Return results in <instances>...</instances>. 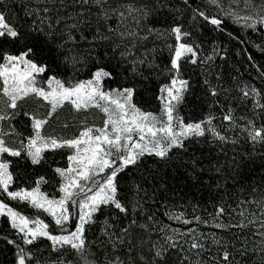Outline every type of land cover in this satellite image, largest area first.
Segmentation results:
<instances>
[{
	"label": "snow or ice",
	"instance_id": "obj_1",
	"mask_svg": "<svg viewBox=\"0 0 264 264\" xmlns=\"http://www.w3.org/2000/svg\"><path fill=\"white\" fill-rule=\"evenodd\" d=\"M181 3L183 7L173 0H0V218L7 225L0 226V240L12 247L11 264H264V176L245 187L251 178L244 154L235 148L223 160L190 152L200 143L235 146L239 138L229 135L235 131L244 133L253 150L264 148V123L257 126L254 119L241 117L246 122L239 124L230 107L222 116L229 122L223 130L213 123L217 117L211 111L199 120L185 121L179 114L192 91L184 78L186 65L199 62L205 66L203 83L213 104L219 103V95L226 100L257 97L255 107L264 121V88L241 86L236 77L226 87L221 73L214 71L216 56H226V50L214 45L211 54L202 55L196 31L200 20L219 32L232 20L264 39V0H206L191 9L188 25L179 17L191 6L189 0ZM165 10L172 15L168 27H153ZM152 35L173 41L166 45L170 62L162 71L169 83L159 88L158 112L134 102V84L120 83L125 72L137 75L139 65L159 67L152 53L138 58L134 51L138 41ZM81 72L88 78L79 79ZM259 78L264 81V71ZM234 88L239 89L237 97L229 95ZM29 103L35 108L29 110ZM65 110L73 120L96 110L102 123L88 125L85 116L75 134L61 135L54 122ZM69 127L67 121L60 125L62 131ZM58 150L69 153L67 166L51 169L50 175L41 172L48 153ZM173 166L175 172L184 169L186 180L215 189L221 202L215 205L214 220L230 218L216 227L232 232L231 240L225 244L223 237L213 236L218 255L207 261L211 249L203 233L179 232L151 211L175 191ZM44 186L56 188L57 194L42 190ZM237 186L252 196L234 201L239 212L228 205ZM29 209L35 212L28 214ZM163 214L172 220L184 216ZM193 220L208 223L199 216ZM93 226L100 235L89 239ZM45 239L50 242L48 257L38 243Z\"/></svg>",
	"mask_w": 264,
	"mask_h": 264
},
{
	"label": "trees",
	"instance_id": "obj_2",
	"mask_svg": "<svg viewBox=\"0 0 264 264\" xmlns=\"http://www.w3.org/2000/svg\"><path fill=\"white\" fill-rule=\"evenodd\" d=\"M206 0H189L190 9L184 12V15L179 17L186 25L192 23L191 19V9H195L197 5H202ZM178 7H183L181 0H173ZM211 11H215L214 8ZM172 20V15L166 10L158 15L153 23L155 28H166ZM196 31L200 33L202 38V55L211 54V49L215 45L219 49L226 50V56L224 52H219L214 60V71L221 73L225 86H230L232 78L236 77L243 84H252L257 88H264V81L259 78V71H264V68L260 67L264 65V39L260 38L259 32H254L248 29H244L241 25L234 23L232 20H226L225 31L219 32L215 31L214 27L210 24L203 22L202 20L197 21ZM227 33H232L234 37H239V39L230 38ZM173 43L171 38L167 37H157L155 35L148 36L146 40L138 41L137 47L134 49L136 56L142 57L147 53H152L155 56L153 61L154 65L159 67L149 66L148 63L138 66V74L132 75L129 72L123 73V79L120 83L127 86L135 85L137 92L134 97V102H137L138 106L142 107L148 111L158 112L161 108V102L158 99L159 88L165 84L169 83L165 66L169 65L170 53L167 48V44ZM259 46V47H257ZM87 45H81V48H86ZM152 50H155L154 53ZM152 55L147 58L152 59ZM119 53L117 52V58ZM221 57H224L223 59ZM251 57V60H249ZM116 61L114 60L113 63ZM182 64L184 60L182 58ZM127 67V65H124ZM205 77V66L199 62L196 65L187 64L184 74V78L189 79L192 85V91L190 94L185 95L184 102L179 106V114L188 120H199L206 117L209 111H211L217 119L213 123L220 129L228 127L229 122L223 121L222 116L227 112L228 108L233 109V115L239 124H244L246 122L244 118H252L255 120L257 126L264 121L261 120L260 113L261 109L255 107L257 97L249 96L247 99H225L223 95L217 96L215 99L219 101L218 104H213V99L206 92V86L204 85ZM79 79H87V72H81L78 74ZM209 79L215 80L212 77ZM112 87L118 86L116 82H109ZM231 97H237L240 95L239 89L234 88V90L229 94ZM260 103L264 104V99H260ZM29 110L35 108V105L29 103L26 105ZM67 108V106H66ZM38 111H44L43 108L38 109ZM87 117V124L100 126L102 123V114L96 110H93L87 114L81 113L76 120L72 119L71 113L67 110L62 111L58 121H55V127L61 135H73L79 128V120ZM25 123H27V118H23ZM67 121L70 124L69 129L61 130L60 125L62 122ZM233 138H239V143L233 146L231 143L227 145H216L214 143H200L190 147V152L195 151L196 155L199 156L201 153L204 155L219 156L221 160L224 159V154L230 158L233 155V148L236 152L244 154L246 174L251 178L245 181V187L248 184H256L260 181V177L264 176V148L259 145L256 146L255 150L251 147V142H245L243 139L244 133L242 131H235V133H229ZM211 140V137H208ZM221 148L224 152H221ZM63 153V154H61ZM67 153L65 150H58L56 153H48V164L41 169V172L51 174V169L55 167H66ZM177 178L172 181L171 186L175 188L174 192H169V199L167 201L161 202V205L157 207L156 205L151 206V211L155 212L157 218L162 220L165 224L171 225L172 228L177 229L179 232H187L192 229L195 230V234L199 235L203 233L208 239L206 247L210 248L211 251L204 257L205 261L209 260L211 257L218 255V249L212 244L211 238L213 236L223 237L224 243L227 244L231 240L232 232L225 229L216 227V223L229 221V217H224L222 220H214L213 216L216 212L215 205L220 203L218 199V194L215 189L209 190L208 188L202 187L195 184L192 181L186 180L181 173L184 169H180V172H175V166L171 170ZM15 187V185L13 186ZM42 190L48 191L50 194H57V190L54 187L44 186ZM236 195L232 199H228V205L231 209H236L239 212L241 209L237 207V203L234 202L237 199L243 201L244 199H251L252 196L250 192L243 191L239 189L233 190ZM7 202V201H6ZM13 206L17 202H11ZM167 205L165 207L164 205ZM245 207H248L245 205ZM250 210H255L253 205ZM167 211L169 214H180L183 213L184 216L180 220H172L165 216L163 213ZM35 210L29 209L28 214H33ZM194 216L201 217V220L208 221L207 224L202 222H197L193 220ZM41 219H45L46 222L51 221V217L47 214H41ZM191 220L192 223L185 224L183 221ZM235 223V220L231 221ZM0 226L7 227L4 224V218H0ZM100 233L97 230V226H93L92 231L89 233V239H94L99 236ZM189 241L191 237H188ZM182 244L184 241H180ZM41 251L44 252L45 257L49 256L47 251L48 242L46 239L38 242ZM187 247V244H185ZM55 254H53L54 258ZM13 258V250L11 246H5V243L0 240V264H11ZM178 259V257H173V260ZM219 264V261H218Z\"/></svg>",
	"mask_w": 264,
	"mask_h": 264
}]
</instances>
